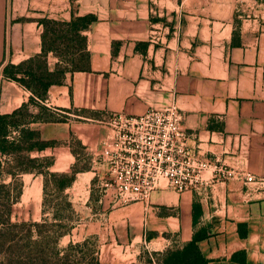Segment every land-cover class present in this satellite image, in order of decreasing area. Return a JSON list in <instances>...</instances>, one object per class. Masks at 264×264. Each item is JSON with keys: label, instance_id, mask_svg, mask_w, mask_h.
Returning <instances> with one entry per match:
<instances>
[{"label": "crops", "instance_id": "0c3cea01", "mask_svg": "<svg viewBox=\"0 0 264 264\" xmlns=\"http://www.w3.org/2000/svg\"><path fill=\"white\" fill-rule=\"evenodd\" d=\"M71 12L94 17L79 31L85 66L65 70L42 101L29 102L30 91L3 77L2 68L41 53L38 19L66 22ZM63 31L69 43L74 34ZM58 62L47 50L46 70ZM169 105L181 115L186 148L212 165L202 179L222 165L254 180H212L182 192L163 186L127 204L108 196L116 204L95 231L98 263L146 264L154 252L197 235L207 264H237L231 261L236 252L246 264H264V0H0V115L22 108L5 138L19 139L29 156H48L50 171L67 172L84 156L90 167L75 176L90 186L111 134L104 115ZM60 110L77 114L54 120ZM40 216L39 210L32 220Z\"/></svg>", "mask_w": 264, "mask_h": 264}, {"label": "rangeland", "instance_id": "374dc122", "mask_svg": "<svg viewBox=\"0 0 264 264\" xmlns=\"http://www.w3.org/2000/svg\"><path fill=\"white\" fill-rule=\"evenodd\" d=\"M69 114L74 113L70 111ZM17 143V146L10 147L6 153H0V185L10 188V195L6 197L4 188L0 186V264H16L24 257L30 258L34 254L32 241L38 239L39 235L53 236L60 232L62 234L55 242H49L43 247L46 254L52 247L71 264H93L97 260L96 252L101 243L95 231L103 223V215L112 208V204H116L112 200L108 202V196L112 199L117 194L107 166L102 162L97 165L90 186L84 185V176L74 175V180L67 187L71 188L68 191L65 188L61 193L70 207L52 196H46L42 205L35 196L37 189L39 190L38 184L42 185V177L40 179L35 171H50V159L48 156H29L24 150L25 145ZM75 150L79 151L77 148ZM89 163L88 158L80 156L74 168L77 171L87 170ZM22 169L35 174L32 177L22 175ZM21 187L22 195L18 196L16 191L19 188L21 190ZM107 188L109 195L108 191H104ZM105 195L107 198L103 202ZM84 199L85 202L82 203ZM39 210L40 218L32 220V216ZM68 244L70 246L63 250Z\"/></svg>", "mask_w": 264, "mask_h": 264}, {"label": "built area", "instance_id": "2783aa9c", "mask_svg": "<svg viewBox=\"0 0 264 264\" xmlns=\"http://www.w3.org/2000/svg\"><path fill=\"white\" fill-rule=\"evenodd\" d=\"M180 121L174 105L140 115H104L102 122L111 134L98 156L107 166L120 203L147 200L153 190L163 186L182 192L212 180H254L250 173L222 165L214 166L210 180L202 179L201 172L212 165L186 148L187 134Z\"/></svg>", "mask_w": 264, "mask_h": 264}, {"label": "trees", "instance_id": "16d2710c", "mask_svg": "<svg viewBox=\"0 0 264 264\" xmlns=\"http://www.w3.org/2000/svg\"><path fill=\"white\" fill-rule=\"evenodd\" d=\"M94 20L91 14H86L82 16H75L71 12V17L69 21H56L47 18H40L37 23L42 27L41 32V53L28 58L17 65L6 64L2 68L3 77L16 81L24 88H26L32 96L29 98V102L35 100L42 101L46 90L50 84L59 83L62 74L65 70H79L85 66L87 59V53L85 52V38L79 35V31L87 27V25ZM63 29L70 30L74 37L69 40V43H64L65 38L62 35ZM56 40H59L57 44L62 43V47H56ZM47 50H51L56 56L59 57L60 62L55 64L53 71H47L45 67V56ZM40 106V105H39ZM43 113L41 115L42 121H48L50 118L45 113V108L41 107ZM22 108L14 110L9 115H0V153H6L10 147L17 146L19 139L16 142L8 141L5 138L6 135V125L12 124L15 126L16 119L13 120V115L20 114ZM67 113L69 110L58 111L59 117L53 118L57 121H62L67 118ZM72 113L77 114L75 110ZM17 125V123H16ZM28 136L32 135L30 132L27 133ZM25 138V135H20ZM75 163L70 167L67 172H52L39 170L35 171L36 174H40L42 177L41 185V204L43 205L46 201V196H52L59 199L64 203L66 207H70V203L65 200V196L62 195V191L67 188L74 180V175L77 170L74 168ZM47 167V166H46ZM28 170L22 169V172H27ZM4 188L5 196L10 195L9 186L0 185ZM16 194H20V188L16 191ZM8 210V209H7ZM56 217L58 216L55 214ZM38 226L37 223H34ZM62 233H57L56 235L49 236L45 235L38 239L32 241L34 245V254L30 258L24 257L20 259L16 264H71L65 256H59L58 251L54 250L52 247L48 250L43 248L48 245L49 242H55L57 237ZM200 236L195 235L189 242L167 248L162 252H154L151 257L146 261L147 264H207L208 260L205 258L203 253L200 251L197 241ZM70 245L68 244L63 250H65ZM154 256V257H153ZM96 259V258H95ZM19 260V259H18ZM231 261L237 264H246L245 255L242 252H236L232 254ZM93 264H99L97 260L93 261Z\"/></svg>", "mask_w": 264, "mask_h": 264}]
</instances>
